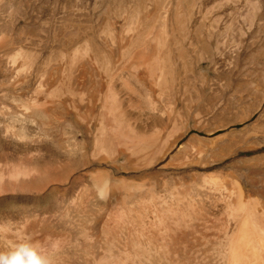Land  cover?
Returning <instances> with one entry per match:
<instances>
[{
    "label": "rangeland",
    "instance_id": "1",
    "mask_svg": "<svg viewBox=\"0 0 264 264\" xmlns=\"http://www.w3.org/2000/svg\"><path fill=\"white\" fill-rule=\"evenodd\" d=\"M156 1L145 23L155 31L146 30L166 41L176 80L144 89L123 72L110 90L130 138L160 147L176 135L147 164L150 150L120 146L116 160L97 147L99 122L87 110L98 117L110 87L86 59L78 91L97 94L92 104L66 98V108L45 96L88 40L100 57L121 58L118 40L135 34L118 10L136 15L141 0H0V254L27 245L46 264H222L216 246L238 229L227 210L233 186L264 212V0ZM103 29L116 31L115 44ZM21 49L28 73L9 59ZM105 183L113 187L102 193Z\"/></svg>",
    "mask_w": 264,
    "mask_h": 264
},
{
    "label": "bare ground",
    "instance_id": "2",
    "mask_svg": "<svg viewBox=\"0 0 264 264\" xmlns=\"http://www.w3.org/2000/svg\"><path fill=\"white\" fill-rule=\"evenodd\" d=\"M153 1L155 2L156 0H153ZM203 2H202V4H203ZM141 3L139 6L140 10L135 13L136 15H132L127 9H124L123 11L118 10L117 14L119 16L123 17L124 15H127V18L125 17L126 20L124 23L125 30H126L125 32H127L129 34L131 32V33H133V35L135 34V36H136V37L135 36L129 37L126 35V38L118 40V42H119L118 43V46H119L118 51L121 52V58L116 59L114 54L111 53L112 51L106 52V54L104 56L100 57L99 56L100 54H98L99 51H97L94 43L91 40L92 38H91L90 39L91 41L88 40L85 43L86 45L85 46L83 45L84 46L83 49L74 51L75 53L71 54L72 56L69 57L67 61H65L66 64L64 66H65V70L67 69L66 72H67V75L69 76V78L67 75H66V77L68 79L66 77L65 78L63 77L66 80L65 81L63 80V82H60L58 88H57L58 85L56 84L57 89L54 88L55 89L54 91H51V93H48V94L46 93L47 95H45V96L50 98L52 101H55L57 104L64 105V107H66V108L68 106L67 105L68 103L65 104V102H64V101H66V98H70V100L71 99L77 100L80 103L83 101L90 102L92 99L96 98V97H94V98L92 97V95L95 94L93 92H92L91 96L90 95L85 96L87 93L84 95V93H85L84 91H83V95H82V93H79V91H80L78 89L79 79L81 78V80H82L83 77H81V76L86 75L85 74L86 69H84L85 66H84V68H82L81 66H78L80 61L83 59H86L88 64L95 66V68L97 70H99L98 75L101 77L99 79L102 80V83L106 86V88L110 87L108 91H110L112 89V87H114L113 84L116 83V81H115L116 77L118 75L122 74L123 72H125V74H128L130 76V78L134 81L133 83H137L139 85V87H143V88H144V86H146L148 84L150 86H157L162 90V87L167 88V85L169 83H173L176 80V73H175V69L172 66V60H171V58L167 52V47H166V51L164 50L165 46H166V44H165L166 41L163 43L161 40V43H160V39H162L163 37L162 38L160 36L158 37L159 33L156 34V36L152 35L153 33L151 34V32L155 31L153 29V26H148L153 31L151 29H150L151 32L146 30L147 26H145V23H147L148 19L150 18L149 17V8L150 7L148 6L149 0H143V1L141 0ZM156 3H157V1H156ZM157 5H159V3ZM160 6H161V4H160ZM157 8L155 9V11L157 12L158 16L157 15H155V16H157L158 20L161 19L159 12L162 11L164 13V16L162 17L163 25L162 26L160 25V26H161L162 33L166 34L167 33L166 32L167 27H168L167 25L170 22V17L168 14L169 10H167V8L165 6L160 8V11H158ZM203 8H206L205 5ZM107 11H108V9H107ZM150 13H152V12H150ZM205 13L207 16V11ZM205 13H204V15H205ZM134 18H135V21H134ZM203 19H205V18H203ZM149 22H148V24H149ZM149 28H147V29H149ZM109 29H103L104 30L103 32L105 35L102 32L101 36L103 34L105 37H107V39L110 41V43H114V42L116 43V41H117L116 38H117L118 34L115 38L116 31H113V32H115L114 36H113L112 31H110ZM111 30H115V29L111 28ZM87 39H89V38H87ZM165 40H167V39H165ZM1 44H3V43H1ZM96 44H97V42H96ZM151 45L153 48H155V47L157 48V47L161 46L162 47V52L160 51L161 54L156 55L155 54L156 52L152 53V54H155V56L149 54L148 51H146V50H148V48ZM106 47H107V45H106ZM9 59L12 63L17 61L18 59H22V64L20 66L21 71L27 72L28 70L31 69L32 62H31L30 56L28 55V53H26V51L23 52L22 49L19 53L15 54V55L13 54V56H11ZM84 62L85 61H83V63ZM124 76H126V75H124ZM87 80H88V78H87ZM122 80H123V78H122ZM114 81H115V83H114ZM118 81H119V79H118ZM89 82H88V84H89ZM57 83H59V82H57ZM81 83L83 85V83H85V82H81ZM51 88H53V87H51ZM51 88H48V89L50 90ZM143 88H141V89H143ZM114 89H115V87H114ZM114 89H113V94H110L112 91L109 92V94H108L109 99H107V97H106L107 95L105 96L106 99L109 101H105V103L102 104L101 108H102L103 113L100 110L101 113L100 114L98 113V115H97L98 117H95L94 114H96V113H94L93 110L91 111L90 108H89V110H87V111H89L90 117L92 118V116H93L94 120H92V121L98 120V122H99L98 124L100 127L98 130V134L95 135L97 137V142H98L97 147H99L105 155H107L110 158H115L116 160H117L118 155L120 154L119 153L121 150V148H119L120 146L121 147L125 146V149L127 151L132 152V153L150 150V152L147 151V152H149L147 156L151 159L148 160L147 164L153 163V159L158 157V156L160 158H163L164 156H166L167 152L169 150H171L173 145L176 143V139L174 137L176 135H173L171 138L169 137V138L165 139L160 147H155L152 143H150V141H149V143L147 141L143 142L144 139H142V141L140 142V141H137L135 138H132V137L130 138L129 136L132 134L133 129L127 128L128 126L126 128H124V123L126 122V120H125L126 112H123L121 105L117 102L118 101L116 98L117 95H115L116 93L114 94V91L116 89L115 90ZM135 90H132L131 97H133V98L135 95L137 97L139 96V94L137 93L138 91H135ZM128 91L130 92L131 90H128ZM146 91H149V90L146 89ZM95 95H97V94H95ZM128 96H130V95H128ZM97 100H98V98H97ZM48 101H50V100H48ZM99 102H100V99H99ZM32 103H33V101H32ZM95 103H97V101H95ZM93 105H95V104H93ZM23 106L25 107V105H23ZM69 106H71V104H69ZM72 106H74V105H72ZM28 108H30V107H28ZM73 109L75 110L76 107ZM73 109L71 111H74ZM96 111H97V109H96ZM51 112H52V109H51ZM65 113H64V115H65ZM54 114H52V115H54ZM76 114H78V113H76ZM84 115H86V114L84 113ZM54 117L56 118L58 116H54ZM90 123H91V120H90ZM89 126H90V124L88 125V127ZM176 129H178V128H176ZM172 131H174V130H172ZM96 133L97 132H95V134ZM133 133L135 135L134 131H133ZM171 133H173V132H171ZM137 135L138 134L136 132V137H137ZM122 137L125 138L124 141L121 140ZM153 141H155V140H153ZM100 155H101V153H100ZM122 155H123V153H122ZM139 155H141V154H139ZM143 164H145V163H143ZM112 187H113L112 185H110V184L108 185V183H105L104 187H102V189H101V192L107 193L108 190ZM124 188L127 192H131V191L136 190V188L132 187V186H126L125 185ZM218 189H221V188L218 187ZM232 190H233V195L235 197V202L234 203H228L227 204V210H228V215L236 223H238V229L236 232H233L230 235L226 234L224 239L217 244L216 251H217L220 259L222 260V264H264V212L258 209V204H259L258 202H245L242 199V190L238 185L235 184L233 186Z\"/></svg>",
    "mask_w": 264,
    "mask_h": 264
},
{
    "label": "clouds",
    "instance_id": "3",
    "mask_svg": "<svg viewBox=\"0 0 264 264\" xmlns=\"http://www.w3.org/2000/svg\"><path fill=\"white\" fill-rule=\"evenodd\" d=\"M0 264H46L30 246L21 245L8 254H0Z\"/></svg>",
    "mask_w": 264,
    "mask_h": 264
}]
</instances>
